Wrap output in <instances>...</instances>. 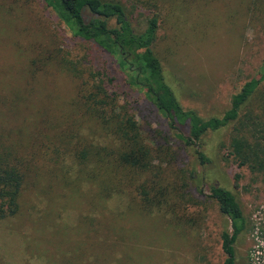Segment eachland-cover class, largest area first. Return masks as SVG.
Here are the masks:
<instances>
[{
  "label": "rangeland",
  "instance_id": "rangeland-1",
  "mask_svg": "<svg viewBox=\"0 0 264 264\" xmlns=\"http://www.w3.org/2000/svg\"><path fill=\"white\" fill-rule=\"evenodd\" d=\"M119 1L137 29L157 16L152 46L166 81L178 102L203 118L220 116L264 57V0ZM7 2L11 7L0 9V148L24 175L16 213L0 220V264H222L220 233L230 227L208 196L213 182L232 192L245 219L235 264H264V175L219 147L231 125L206 136L214 175H205L191 148L171 136L108 56L71 37L41 0ZM96 57L115 75L107 88L142 134L173 152L172 161L159 155L163 162L149 170L127 172L117 192L103 198L73 155L77 133L97 142L101 132L76 104L82 76L61 68ZM150 180L172 189L169 210L142 209L136 187Z\"/></svg>",
  "mask_w": 264,
  "mask_h": 264
},
{
  "label": "trees",
  "instance_id": "trees-1",
  "mask_svg": "<svg viewBox=\"0 0 264 264\" xmlns=\"http://www.w3.org/2000/svg\"><path fill=\"white\" fill-rule=\"evenodd\" d=\"M6 1L0 0V9L7 11L11 3ZM41 2L71 37L108 56L121 79L141 91L164 119L171 136L191 148L195 161L206 167L203 168L205 175H214L213 167H208L211 159L205 149L209 146L206 136L228 125H231V132L227 144L220 143L219 147L224 146L227 156L238 166L264 175V57L255 75L244 80L231 95L229 107L220 116L203 118L194 109L184 108L166 81L152 46L158 28L156 15L145 18L143 27L137 29L119 0ZM95 59L96 62L90 59L81 68H61L75 77L82 76L76 104L101 132L97 142L86 141L77 133L80 142H77L73 155L79 165L89 168L91 173L87 177L95 180L99 197L103 198L118 190L117 184L127 172L134 175L149 170L157 160L160 161L159 155L166 158V163L172 161L173 152L167 146L154 145L142 134L125 104L107 88L115 80V75L107 68L106 60ZM1 148L0 220L16 213L24 175L10 158V152ZM54 151L58 156L57 146ZM79 172L84 173L82 168ZM193 174V170L188 172V175ZM136 188L140 205L146 211L153 207L169 210L174 205L169 200L172 189L167 185L160 186L150 180ZM197 191L201 192L200 187ZM208 196L229 221L230 230L224 229L220 233V248L224 253L222 264H235L234 241L246 228L244 216L232 192L219 183L208 184Z\"/></svg>",
  "mask_w": 264,
  "mask_h": 264
}]
</instances>
